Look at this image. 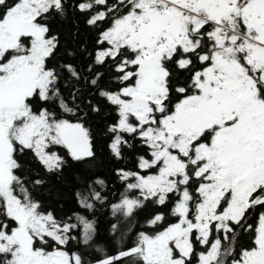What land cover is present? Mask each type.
<instances>
[{"label": "snow or ice", "instance_id": "1", "mask_svg": "<svg viewBox=\"0 0 264 264\" xmlns=\"http://www.w3.org/2000/svg\"><path fill=\"white\" fill-rule=\"evenodd\" d=\"M0 264H264V0H0Z\"/></svg>", "mask_w": 264, "mask_h": 264}, {"label": "trees", "instance_id": "2", "mask_svg": "<svg viewBox=\"0 0 264 264\" xmlns=\"http://www.w3.org/2000/svg\"><path fill=\"white\" fill-rule=\"evenodd\" d=\"M70 27L69 24H65L63 26L64 30L67 31V29ZM91 31L90 30H84L82 32L81 39H86L91 37ZM103 171L108 174V169L107 166L103 169ZM109 179L111 181L109 187L111 189L110 194H109V199L112 200L113 202H116L120 196V193L123 191L122 186L120 183L114 178L109 175ZM59 188L60 186L57 185ZM72 207H74L73 202L68 196L65 197L64 200V208L63 209H57L58 212L60 211H69ZM99 219H100V240L101 241H106L109 239V233L107 231L108 229V221L114 219L111 216V210L110 207L105 206L102 209H99ZM130 235L131 233H127ZM117 246H119L117 244Z\"/></svg>", "mask_w": 264, "mask_h": 264}]
</instances>
